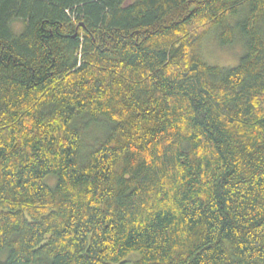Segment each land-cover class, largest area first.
<instances>
[{
	"label": "trees",
	"instance_id": "obj_1",
	"mask_svg": "<svg viewBox=\"0 0 264 264\" xmlns=\"http://www.w3.org/2000/svg\"><path fill=\"white\" fill-rule=\"evenodd\" d=\"M131 255L264 264V0H0V264Z\"/></svg>",
	"mask_w": 264,
	"mask_h": 264
},
{
	"label": "rangeland",
	"instance_id": "obj_2",
	"mask_svg": "<svg viewBox=\"0 0 264 264\" xmlns=\"http://www.w3.org/2000/svg\"><path fill=\"white\" fill-rule=\"evenodd\" d=\"M201 53L208 64L229 69L239 64L240 58L243 55V49L239 44L226 48L220 47L215 31H212L202 42ZM101 135L100 129H92L88 135V139L89 141H94V139H99ZM137 258H139L138 255H131L125 264H135Z\"/></svg>",
	"mask_w": 264,
	"mask_h": 264
},
{
	"label": "bare ground",
	"instance_id": "obj_3",
	"mask_svg": "<svg viewBox=\"0 0 264 264\" xmlns=\"http://www.w3.org/2000/svg\"><path fill=\"white\" fill-rule=\"evenodd\" d=\"M231 24V23H230ZM243 57V56H242Z\"/></svg>",
	"mask_w": 264,
	"mask_h": 264
}]
</instances>
